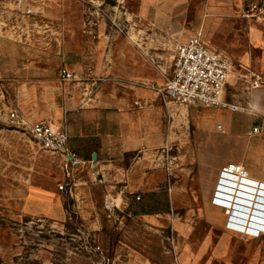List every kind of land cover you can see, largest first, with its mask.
Here are the masks:
<instances>
[{"label": "rangeland", "instance_id": "obj_1", "mask_svg": "<svg viewBox=\"0 0 264 264\" xmlns=\"http://www.w3.org/2000/svg\"><path fill=\"white\" fill-rule=\"evenodd\" d=\"M138 1L0 0V264H264V236L245 239L227 231L223 211L208 206L212 157L241 155L252 137L246 133L238 141H229L222 128L215 127L216 138L205 142L216 108L179 105L158 94L167 114L161 123L174 136L156 152L160 183L174 204L168 217L140 218L130 213L131 204L114 208L104 199L101 184L72 196L60 155L42 149L28 132L8 120L18 96L28 97L24 92L28 86L45 79L51 87L33 89L36 96L40 92L59 99V90L73 84L63 81L65 66L69 68L80 55L85 60L87 54L110 53L130 27L132 35L136 32L148 41L142 45L145 50L158 52L159 65L168 64L167 75L180 39L162 30L148 39L145 31H136L149 27L147 16L141 19L134 13ZM254 4L257 8L246 16ZM184 5L182 13L172 15L178 24L174 32L178 35L183 27L192 34L199 31L209 47L231 59L232 67L246 48L242 25L264 23V0H186ZM159 17V22L166 20ZM244 74L237 73L236 87L226 84L227 101L241 99L243 89L251 87L256 74L252 78ZM81 79L85 80L76 82ZM77 119L67 113L69 135L76 130ZM137 156L127 154V165ZM259 167L264 168V163ZM30 184L58 191L64 216L48 217L40 214L35 203L28 205ZM58 184L64 185L61 192ZM219 240L225 241L223 252L216 251Z\"/></svg>", "mask_w": 264, "mask_h": 264}, {"label": "crops", "instance_id": "obj_2", "mask_svg": "<svg viewBox=\"0 0 264 264\" xmlns=\"http://www.w3.org/2000/svg\"><path fill=\"white\" fill-rule=\"evenodd\" d=\"M185 1L139 0L134 13L140 15L141 19L147 16L149 27L135 30L145 31V38L148 39L162 30L167 35L180 39L179 42L185 41L192 33L183 27L177 35L174 31L178 24L172 18V15L183 12ZM159 15L166 20L159 22ZM242 26L245 30L246 48L238 57V64L233 67L231 65L232 72L230 71L226 83L229 88L236 87L237 73H245L248 78L256 74L264 79V23L246 22ZM131 31V27L126 29V37L121 38L117 48H111L110 53L87 54L85 60L80 55L69 68L65 66L74 76L63 81H73V84L65 85L64 89L59 90V99L56 95L47 97L40 92L36 96L33 89L40 91L42 87L52 85V82L39 79L38 83L28 86V91H24L28 97L18 96L15 109L21 111L28 122L44 120L56 125L65 124L67 132L68 126L64 120L67 113L77 116L78 119L73 124L76 130L71 135L68 132L69 148L86 161L92 160V154L96 153V160L77 169L72 177L67 176L71 180L72 196L77 197L78 192L101 184L104 199L114 208L129 207L131 204L134 208H139V212L130 210V213L140 218L159 214L168 217L174 204L172 195L166 192L167 187L160 183L156 152L159 147L171 142L174 136L173 130L161 123V120H166L167 114L158 94L149 86L150 83L162 84L168 64L164 67L159 65L158 52L145 50L142 45L148 41L139 38L136 32L132 35ZM134 37L138 38L137 41H133ZM172 56L173 54L171 62ZM79 78L85 80L76 82ZM243 90L244 96H240L241 99L231 98L228 102L238 103L244 106V110H213L208 122L209 131L204 133V140L206 142L207 139L216 138V122H220L229 141L242 139L253 126H260L261 131L248 139L241 155L229 154L223 157L217 154L212 157L213 181L209 191L214 188L219 166L229 160L242 163L250 176L264 180V168L259 167L264 163V80L259 86ZM18 92L20 94L19 90ZM54 92L58 94V91ZM134 152L138 156L127 165L126 155ZM26 188V203H30V206L35 203L41 209L40 214L55 218L64 216L61 194L58 191L44 190L31 184ZM159 192L165 194L161 204ZM208 206H212L210 196ZM156 221L159 222L158 219ZM174 226L181 228L178 224ZM224 250L225 241L219 240L216 251Z\"/></svg>", "mask_w": 264, "mask_h": 264}, {"label": "built area", "instance_id": "obj_3", "mask_svg": "<svg viewBox=\"0 0 264 264\" xmlns=\"http://www.w3.org/2000/svg\"><path fill=\"white\" fill-rule=\"evenodd\" d=\"M256 8L254 4L246 16H251ZM231 65V59L209 47L197 31L175 45L170 72L154 90L179 105L197 104L243 111L244 106L228 102L224 97ZM73 76L67 70L62 72L63 79ZM262 80V76L255 75L251 87L259 86ZM8 120L28 132L42 149L58 153L68 177L86 163L93 162L82 159L69 148L65 124L56 125L44 120L28 122L17 109L8 111ZM216 127L221 129V125ZM260 131V126H253L247 134L253 136ZM63 189L64 185L58 184V190ZM210 203L223 211L225 229L245 239L264 234V180L250 176L242 163L228 161L219 168Z\"/></svg>", "mask_w": 264, "mask_h": 264}, {"label": "trees", "instance_id": "obj_4", "mask_svg": "<svg viewBox=\"0 0 264 264\" xmlns=\"http://www.w3.org/2000/svg\"><path fill=\"white\" fill-rule=\"evenodd\" d=\"M158 196H159V198H158V199H159V202H160V204H161V202H162V197H165V194L162 193V192H159ZM160 197H161V200H160ZM132 208H133V209H132L133 212H136V213L139 212V208H137V207H136V208L132 207ZM160 210H161V209H160Z\"/></svg>", "mask_w": 264, "mask_h": 264}, {"label": "water", "instance_id": "obj_5", "mask_svg": "<svg viewBox=\"0 0 264 264\" xmlns=\"http://www.w3.org/2000/svg\"><path fill=\"white\" fill-rule=\"evenodd\" d=\"M96 160V153H93L92 154V161H95Z\"/></svg>", "mask_w": 264, "mask_h": 264}]
</instances>
